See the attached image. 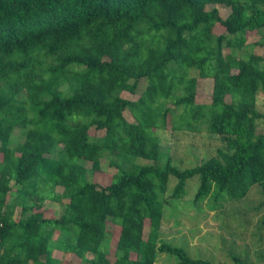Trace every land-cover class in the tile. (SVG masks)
<instances>
[{"label": "trees", "instance_id": "trees-1", "mask_svg": "<svg viewBox=\"0 0 264 264\" xmlns=\"http://www.w3.org/2000/svg\"><path fill=\"white\" fill-rule=\"evenodd\" d=\"M247 33L264 49V0H0V264H212L158 234L163 205L194 177V202L258 185L264 208V53L237 55ZM168 122L205 126L224 149L180 170L156 134ZM104 159L114 173L100 184ZM44 200L60 216L45 217Z\"/></svg>", "mask_w": 264, "mask_h": 264}, {"label": "rangeland", "instance_id": "rangeland-1", "mask_svg": "<svg viewBox=\"0 0 264 264\" xmlns=\"http://www.w3.org/2000/svg\"><path fill=\"white\" fill-rule=\"evenodd\" d=\"M224 17L229 13L223 6H218ZM221 31V30H219ZM260 36L255 33L246 34V43L237 52L240 58H246L250 53L263 54L264 49L254 46ZM191 76H197L196 71ZM140 83L137 93L131 95L123 93L126 99L137 98L145 89L147 83ZM198 101L205 102L212 90V81L200 83ZM257 107L264 114V94L259 93L256 99ZM170 104H167V107ZM124 116L131 121V117L124 112ZM258 134H264V119L257 122ZM165 153L170 154L172 164L180 170L196 167L208 158L215 156L218 149H224L219 138L210 136L205 126L199 132L176 131L171 129L168 122L167 128L156 132ZM92 137L100 136L101 132L90 130ZM18 138H12V144L17 143ZM1 158V157H0ZM138 164L146 161L138 160ZM114 170L108 166L104 159L101 162V173L97 177H91L100 184H106ZM175 180L168 184L166 200L173 190ZM199 185L198 177L189 179L185 183L184 194L181 198H172L163 205L162 220L158 237L171 246L182 248L192 259H201L212 264H235L234 259L239 258L247 264H264V208L257 212L258 205L262 202L258 185L250 187L247 195L235 201L227 200L225 193L219 197H213L203 202H194V196ZM56 192L62 193L60 188ZM214 195V192H212ZM47 211L45 217L60 216L63 208L58 204L44 200ZM19 209H17V213ZM111 238L102 245V250L108 251L110 259L114 256L115 245L118 239L119 228H109ZM58 233L54 234L56 239ZM54 256L61 257L55 250ZM71 261V256H66ZM75 261V260H74ZM78 263V260L75 261ZM174 257L161 254L158 264L175 263Z\"/></svg>", "mask_w": 264, "mask_h": 264}]
</instances>
